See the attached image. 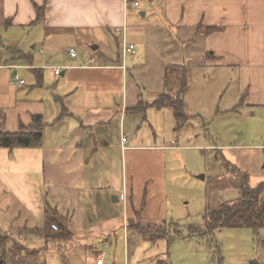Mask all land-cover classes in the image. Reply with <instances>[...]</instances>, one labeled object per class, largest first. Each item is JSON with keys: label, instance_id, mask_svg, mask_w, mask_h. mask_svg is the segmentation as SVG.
<instances>
[{"label": "crops", "instance_id": "0c3cea01", "mask_svg": "<svg viewBox=\"0 0 264 264\" xmlns=\"http://www.w3.org/2000/svg\"><path fill=\"white\" fill-rule=\"evenodd\" d=\"M38 6L44 9L38 12ZM124 18L123 0H0V130H21L22 125L30 126L36 115L42 120L47 117L53 125L64 123L54 129V135L46 140L43 137L40 146H0V197L10 195L16 204L24 205L32 219L41 218L37 233L47 241L54 239L50 225L57 222L49 211L52 207L60 214L55 202L61 199L60 224L68 232L82 226L81 236L92 251L85 253L88 264H167L170 237L190 229V225L181 227L178 220H172L171 225L166 220L167 150L176 149V142L170 146L148 143L131 130L123 143L121 133L124 126L135 122L133 111L144 112L150 105L158 109L170 106L178 118L175 101L183 85L176 74L168 79L173 65L188 67L189 75L190 64L237 70L249 104H264V0H147L139 6L130 4L126 40L136 44V53L129 55H137L142 43L153 42L155 32L167 34L161 32L166 25L174 36L184 34L200 40L203 50L198 56L202 61H197L182 41L185 49H174L179 62L163 61L164 57L154 60L155 65L157 60L162 64L156 67L159 76L154 82L164 91L153 95V101L143 97L142 84L133 74L139 59L134 63L129 55L123 57V33L116 27H121ZM147 46L150 50V43ZM70 49L76 51L75 56ZM55 67H61V72L56 73ZM15 73L25 85L11 84ZM189 87H193L191 80ZM191 89L184 95L185 110ZM166 98L169 101H164ZM188 111L206 112L204 108ZM1 205L0 229L8 207L4 200ZM14 216L19 221L20 217ZM125 221L130 231L122 232L124 258L117 263L105 248L119 242L118 224L124 228ZM137 221L144 226L157 221L169 237L146 241L132 225ZM191 230L189 235L198 233ZM127 236L137 242L131 246L132 253L126 249ZM103 251L102 260L98 255Z\"/></svg>", "mask_w": 264, "mask_h": 264}, {"label": "rangeland", "instance_id": "374dc122", "mask_svg": "<svg viewBox=\"0 0 264 264\" xmlns=\"http://www.w3.org/2000/svg\"><path fill=\"white\" fill-rule=\"evenodd\" d=\"M145 2L147 0H140V3ZM165 27L161 32L167 34L155 32L154 41L147 42V45H151L150 50L142 43L138 47L137 55H129L134 63L139 59L135 63L133 74L142 84V95L148 101H153V95L158 96L164 91L163 87L155 85L154 82L159 76L156 67L162 65L158 60V65L154 64L156 58L164 57L163 61L179 62L174 49H185V43L180 42L186 41L188 50L196 54L197 61H202L198 58L203 53L200 40L189 38L190 36L184 37V34H181L182 37L174 36L170 28L167 25ZM152 37L149 38L150 41ZM140 62L142 64L137 65ZM190 66V75L186 77L190 78L193 87H188L192 88L190 93H187L188 109L181 112L180 117L176 118L170 106L158 109L150 105L144 112L133 111L135 122L130 127L123 128L128 136L132 130L137 137L145 138L148 143L170 146L173 140L176 142V149L167 150L166 220L169 225L172 220H178L181 227L191 224L202 226L201 215L207 206V198L214 203L228 202L239 195L243 178L251 186H257L264 180V104H249V97L239 86L237 70L212 69L207 66L202 69L191 64ZM171 78L172 73H169L168 79ZM157 90L158 94H154L153 91ZM45 107L48 112V105ZM192 108H204L206 112L198 111L197 114H192L188 111ZM130 117L131 113L129 119ZM50 122L47 117L42 121L41 129L45 140L53 134L55 128L64 127L62 121L56 125ZM114 134L113 126L112 135ZM115 168H119L118 162ZM242 172L246 175L243 176ZM0 198V207L3 200L8 205L5 207L7 214L3 217L0 229V264H88L85 253L87 250L92 251L81 236L82 226L78 225L70 230V239L55 238L47 241L37 233L41 218L32 219L24 205L16 204L10 195ZM55 203L56 212L60 214L56 215L51 207L49 215L57 218V222H52L58 226V229L53 228L57 231L63 221V209L61 199ZM14 215L20 217L19 221ZM156 223L161 224L156 221L152 224L145 223V226L149 229L160 227ZM118 225L119 242L112 243L105 250L120 263L124 258L122 232L124 233L125 228L122 224ZM125 231H130L128 226ZM260 231L258 234L248 227L217 228L212 233L198 231L189 235L186 229H181L183 236L173 238L174 240L166 246L169 250L167 264L262 262L264 229ZM260 236L262 238H259ZM144 237L146 241L151 239L149 234ZM88 243L95 247V242ZM136 243L134 239L129 241L127 236V251L130 248L132 253L131 246ZM134 249L135 246L133 251ZM134 254L130 255L134 258ZM105 264H108L107 261Z\"/></svg>", "mask_w": 264, "mask_h": 264}, {"label": "trees", "instance_id": "16d2710c", "mask_svg": "<svg viewBox=\"0 0 264 264\" xmlns=\"http://www.w3.org/2000/svg\"><path fill=\"white\" fill-rule=\"evenodd\" d=\"M42 9H44V6H38V12ZM171 73L176 74V77L180 79V83L183 85L181 94L177 101H175L176 115L177 117H180L181 112L186 111L184 95L190 85V80L186 77L189 75V70L188 67H182V65H173ZM164 101L169 100L166 98ZM42 121V116L36 115L33 123L30 126L22 125L21 130L14 132L0 130V146L9 149L40 146L44 137L41 129ZM242 174L243 176L246 175L243 172ZM239 195L240 196L236 199L228 202L221 201L214 203L208 199L207 206L201 215L203 221L202 226L199 225V229H196L197 225L192 224L190 225L189 230L195 228L191 231L212 233L217 228L248 227L258 233L261 228H264V180L257 186H251L243 178L242 185L239 186ZM139 222L140 221H137L132 225L137 226V230L144 236L149 234L151 235V238L155 240L157 238H165L168 236V233L158 226L153 229H149L144 225H140ZM50 228L53 231L50 236L54 239L60 238L62 240L65 236L69 237L71 235V231L68 232V230H63L64 227H62V224H60V230L54 231L51 225ZM180 235H183L181 230L178 233H174L170 237V242L173 238Z\"/></svg>", "mask_w": 264, "mask_h": 264}, {"label": "built area", "instance_id": "2783aa9c", "mask_svg": "<svg viewBox=\"0 0 264 264\" xmlns=\"http://www.w3.org/2000/svg\"><path fill=\"white\" fill-rule=\"evenodd\" d=\"M124 3V15H125V20L124 23L121 25V27H116V31L119 33H123V57L124 59L126 58V55L129 54H135L136 53V44L134 43H128V41L126 40L127 38V21H126V17H127V11H128V7L130 6V4H134L135 6H139L140 5V1L139 0H123ZM70 54L72 56L76 55V51L74 49H70ZM125 61H124V65L123 67H125ZM55 72L56 73H60L61 72V67H55ZM11 84L12 85H18V86H22L25 85L26 82L25 80L19 75V73H15L12 80H11ZM122 140L123 143H126L127 141V137L128 135L122 131ZM123 148H126V146L124 145ZM127 226H128V222L125 221V230H127ZM52 227L54 229H58V226L56 224H52ZM105 251H103L102 253H99V259H102V257H104ZM103 260V259H102Z\"/></svg>", "mask_w": 264, "mask_h": 264}, {"label": "water", "instance_id": "95a60500", "mask_svg": "<svg viewBox=\"0 0 264 264\" xmlns=\"http://www.w3.org/2000/svg\"><path fill=\"white\" fill-rule=\"evenodd\" d=\"M251 264H258L257 262H255V261H252V263Z\"/></svg>", "mask_w": 264, "mask_h": 264}, {"label": "flooded vegetation", "instance_id": "af4514ba", "mask_svg": "<svg viewBox=\"0 0 264 264\" xmlns=\"http://www.w3.org/2000/svg\"><path fill=\"white\" fill-rule=\"evenodd\" d=\"M52 226V225H51ZM53 228V227H52Z\"/></svg>", "mask_w": 264, "mask_h": 264}]
</instances>
